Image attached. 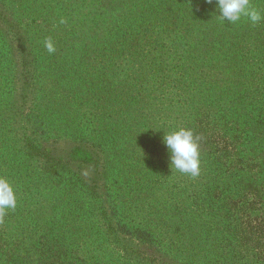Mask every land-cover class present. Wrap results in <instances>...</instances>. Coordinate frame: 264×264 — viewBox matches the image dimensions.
Segmentation results:
<instances>
[{
	"label": "rangeland",
	"instance_id": "1",
	"mask_svg": "<svg viewBox=\"0 0 264 264\" xmlns=\"http://www.w3.org/2000/svg\"><path fill=\"white\" fill-rule=\"evenodd\" d=\"M218 14L215 0H0V177L18 219L61 224L86 252L109 217L144 264H252L229 244L264 235V20ZM179 128L197 177L169 168L162 137ZM129 217L153 240L121 231Z\"/></svg>",
	"mask_w": 264,
	"mask_h": 264
},
{
	"label": "trees",
	"instance_id": "2",
	"mask_svg": "<svg viewBox=\"0 0 264 264\" xmlns=\"http://www.w3.org/2000/svg\"><path fill=\"white\" fill-rule=\"evenodd\" d=\"M106 133H111V130L108 128ZM242 136L247 139L244 134ZM254 159V168L264 176V152L256 151ZM180 191L183 194L188 193L187 189ZM218 191L213 185L205 190H195L192 194L195 198L192 199L193 211L201 213L204 202L209 203V207L213 203L209 201L211 195ZM202 194L206 198H202ZM257 196L264 200V193ZM17 211L18 206L0 216V264H144L139 257L135 258L134 253H129L128 249L121 245V239L113 235L109 217H105L107 222L89 239L94 249L84 252L75 231L61 233V224L55 226L50 222L40 223L33 221L28 215L18 219ZM133 222L134 219L129 217L125 222L120 220L117 226L142 243L153 240L152 234L134 229ZM244 224L245 222L238 220L232 231L236 234L241 232ZM118 227L113 228L117 233ZM97 233L101 234L97 236ZM263 240L264 235L260 231L250 238L234 240L229 244L233 248L229 251L230 259L237 263L253 258L252 264H264ZM201 242L202 240L197 244Z\"/></svg>",
	"mask_w": 264,
	"mask_h": 264
},
{
	"label": "clouds",
	"instance_id": "3",
	"mask_svg": "<svg viewBox=\"0 0 264 264\" xmlns=\"http://www.w3.org/2000/svg\"><path fill=\"white\" fill-rule=\"evenodd\" d=\"M207 2L213 3V0H207ZM215 4L219 13L217 16L223 21L235 24L246 17L250 23L257 24L264 20V14L251 5V0H215ZM44 47L49 54L56 52L55 43L51 38L44 41ZM162 143L168 151L169 168L172 173L178 171L192 177L199 176L201 164L199 145L191 129L179 128L170 132L164 131ZM16 206L15 188L8 179L0 177V216Z\"/></svg>",
	"mask_w": 264,
	"mask_h": 264
}]
</instances>
